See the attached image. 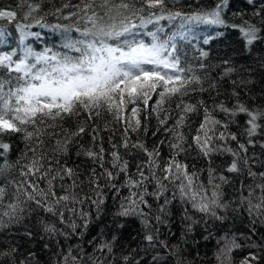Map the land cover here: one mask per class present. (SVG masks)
Segmentation results:
<instances>
[{"label":"snow or ice","instance_id":"obj_1","mask_svg":"<svg viewBox=\"0 0 264 264\" xmlns=\"http://www.w3.org/2000/svg\"><path fill=\"white\" fill-rule=\"evenodd\" d=\"M43 3L44 0H21L17 10L0 7V20L15 22L18 33L16 46L11 47L6 38L10 34L0 27V45L8 46L6 50H0V177L3 178L0 179V232L22 224L26 215L40 210L56 218L48 223L43 219L38 221L43 233L51 238L62 235L67 239L77 228L88 229L91 214L83 207L86 203L93 205L99 213L107 198L105 190L119 195L120 190L126 188L128 195L121 198L115 216L138 218L148 247L167 250L163 255L159 252L152 255V264H168L165 257L169 255L176 258V264H184L180 257L181 245H170L159 239L160 229L153 226L152 221L167 224L168 206L178 201L183 208L182 219L187 221L183 240L201 222L189 214L190 209L201 213L207 224L204 218L224 222L227 216L221 212L226 213L230 207L223 199L222 185L228 183L225 175L217 176L216 170L209 167L205 184L195 165L190 166L181 159L195 148L209 165L213 155L230 154L233 159L226 169L228 173H241V163L247 167V176L253 179L255 187L241 183L240 206L252 217V228L247 237L251 241L252 236L257 235L256 224L264 225V171L252 170L248 147L239 142L229 127L236 122L237 116L245 115L246 143L254 145L253 137L264 133V108L249 107L239 99L232 107L216 103L212 109L202 99L196 104L185 102L184 97L190 93L216 90L217 85L213 80L205 88L208 66L182 63L177 45V39H186L194 28L225 26L223 12L228 7V0H218L210 8L189 12L175 8V0L171 7L169 0H79L75 4L69 0L52 12L37 15L43 12ZM65 9H68L66 15ZM18 11L22 21L33 20L34 24L17 22ZM47 15L74 22L50 25L45 22ZM234 15L243 16L242 13ZM253 15L260 18V26L244 19L239 24L228 25L239 32L248 51L256 43H264L261 27L264 26V3L254 10ZM162 21H167L172 30L166 31ZM35 25L58 33L63 51L51 48L37 51L26 43L30 37H40L39 32L28 30ZM145 36L150 38L149 41H145ZM203 43L208 44L209 40L205 39ZM208 55L206 51L200 52L202 58ZM222 63L229 65L230 61ZM234 71L233 67H225L221 75L228 77ZM232 84L236 85L237 81L233 80ZM232 95L239 97L236 91ZM173 98L177 101L175 117L170 110ZM201 110L203 118L189 143L184 129L189 126L190 114ZM217 110L228 119H217L214 115ZM104 116L110 120L101 127L98 121ZM151 116H155L159 125L152 135L163 131L169 134V138L159 140L149 148L139 139L133 142L130 133L143 131L147 135V120ZM69 120L76 121L75 129L64 126ZM169 120H174L171 126H168ZM110 124L120 125L122 131L120 143H112L111 168H108L105 167V149L100 141L103 139L101 132L112 131ZM84 134L91 136L93 146L81 147L77 155L88 157L102 169H91L87 180L89 193H83L81 184L84 182L80 181L78 170L66 162L61 163L60 159L68 155L69 145L79 143L76 138ZM17 135L24 147L12 161L9 159L14 146L12 140ZM53 140L49 150L47 141ZM228 141H236L237 147H231ZM165 143L170 150L167 158L161 152ZM96 145H99V151L94 150ZM260 146L264 148V143ZM120 148H124L127 154L135 149L145 157L135 165V173L130 172L129 161L123 158ZM13 170L18 172L19 179L9 178ZM121 175L123 182L118 183ZM65 181L70 183L66 185ZM149 185H152V191H149ZM244 188L248 190L246 196L243 195ZM257 190L259 194L255 195ZM149 197L156 202L155 212ZM66 212L70 216L66 217ZM72 217L82 224H77ZM114 223L117 228L124 227L118 220ZM58 225L70 227L72 233L62 231ZM23 235L32 238L35 234L26 230ZM208 238L204 237L205 240ZM95 239L93 237L89 243ZM116 239L114 234L110 241L95 244L92 253H87L83 246H69L66 252L60 250L57 253V264H105L106 258L101 260L95 252L111 254ZM261 240L264 241V236ZM217 244V264H232L233 251L244 246L234 233H225ZM44 246L48 247L47 244ZM247 246L261 249L264 243L252 242ZM16 253L15 245L0 249V260L16 264ZM196 255L199 256V252ZM123 259L128 264L129 257ZM260 259L258 253L249 252L240 264H258ZM18 264H28L27 258Z\"/></svg>","mask_w":264,"mask_h":264},{"label":"trees","instance_id":"obj_2","mask_svg":"<svg viewBox=\"0 0 264 264\" xmlns=\"http://www.w3.org/2000/svg\"><path fill=\"white\" fill-rule=\"evenodd\" d=\"M69 0H44L43 12L37 15H43L44 12H52L57 7H62L63 3H67ZM71 3H78L79 0H70ZM173 0H169L170 7ZM218 0H175V8L182 11L189 12L198 9H207L214 6ZM21 3V0H0V7H11L12 10H17V5ZM264 0H228V7L224 9L223 18L225 20V26H202L203 30L197 36H189L184 40L177 39V45L179 48V54L181 55L182 63L198 66L200 63L206 64L208 67L205 69L209 73V77L206 78L204 87L207 88L208 84L213 80L215 81L217 88L207 92H195L190 93L184 97L185 102L196 104L199 100H204L207 106L212 109L216 103H223L228 107H232L237 102L246 104L252 108H264V67L261 64L264 63V43H256L251 51L245 50L244 43L240 39L239 32L229 27L228 25L239 24L241 20H249L252 23L259 25L260 18L253 15L254 10L261 7ZM68 9L64 10L66 15ZM234 13H242L243 16L234 15ZM17 22L32 23L33 20L22 21L21 14L18 11ZM45 22L48 24H72L73 20H63L56 15H47ZM14 23H8L0 20V27L6 29L9 45L15 47L18 42V33L15 31ZM166 26V31H171L172 26L168 25L167 21L161 22ZM262 32H264V26ZM151 28V26H149ZM32 32H39L40 37H30L26 43L30 44L35 50L42 51L44 48H51L53 51H63L61 44L62 41L58 33L51 31L48 28H41L38 25L28 29ZM145 41H149L150 38L143 37ZM205 39L209 40L208 44H204ZM5 45H0V50H6ZM201 51L208 52L207 58L200 56ZM229 60V65H224L222 62ZM225 67H233L235 71L228 77H222V72ZM199 74L203 75V72ZM236 80L237 84L233 85L232 81ZM246 81L247 83H240ZM233 91L239 93V97L233 96ZM219 93V94H217ZM156 97L153 96V100ZM176 98L170 104V110L173 117L176 116ZM150 105L152 101L149 102ZM167 106V105H166ZM217 119L227 120L228 117L224 113L218 110L214 113ZM203 118L202 110L199 113L190 114L189 126L184 129V132L188 136L189 143H191V137L195 134V130L199 127V124ZM82 119V117H81ZM236 122L231 123L229 131L235 133L240 143H245L248 147V153L251 157L249 160V166L253 171H264V148H261V144L264 143V133H258L253 137L254 145H248L246 143L247 136L244 135L246 116L241 114L237 116ZM110 117L104 116L98 123L103 127L104 123L109 121ZM174 120L168 121V126H171ZM64 126L70 129H75L77 126L75 120H69L64 122ZM109 127L112 131H103L101 136L103 137L102 143L105 149V167L111 168L110 152L112 150V143L119 144L121 141V127L118 124H110ZM148 133L145 135L143 131L139 134L130 133V137L133 142L137 139L143 141L149 148L156 144L159 140H167L169 134L166 132H159L156 136L152 133L159 127L155 116H151L147 120ZM223 130V129H220ZM112 137V140H109ZM79 143L73 142L69 145L68 155L60 157L61 163L66 162L68 166L76 168L79 173L80 181L83 193H89V185L87 183L88 177L91 175V169L96 168L97 171H102L98 165L94 164L88 157L84 155H77V152L83 148H89L93 146V141L90 135L84 134L81 137L76 138ZM13 149L10 153L9 159L15 161L20 154V150L23 149V141L17 137L12 140ZM217 143H222L217 141ZM231 147L236 148V141L227 142ZM54 144L53 141H47V147L49 150ZM95 151H99V145L94 147ZM121 155L125 160L129 161V170L135 173V165L145 159L143 154H139L137 150L132 149L131 154H127L124 148L119 149ZM162 155L167 158L170 150L165 143L161 147ZM51 155V152L49 151ZM31 155V153H29ZM243 155V153H242ZM190 166L195 165L196 170L199 171L200 179L205 184L208 180V168L212 167L216 170V175H225L228 179V183L222 185L223 199L229 203L230 207L228 211L221 212L222 215H226L227 219L224 222L214 221L207 218V224L202 219V214L194 212L190 209L189 214L194 219L201 221L194 228L192 233H189L187 237L184 235L185 225L187 221L183 220V208L178 201H173L168 206L169 214L166 219L167 224H157L152 221L153 226L159 227V239L166 240L170 245H181L180 257L184 261V264H217L215 253L219 245L217 240L225 233L236 234L238 241L244 245L242 248L234 250L232 253V264H240V261L248 255L249 252L258 253L261 257L258 264H264V248L257 249L248 247V243H264L261 237L264 236V225L259 222L256 224L257 235L252 236L251 241L247 240L250 234L252 224L250 223L252 217H250L244 207L240 206L241 197V183L244 185H252L255 187V182L251 177L247 176V167L242 163L240 167L243 169L241 173H228L226 171L228 165L232 162L233 157L228 153H217L211 157V165L205 158H202L195 148L191 149L187 157H181ZM191 170V167H190ZM202 170V171H201ZM15 177L19 179L18 172L13 170L9 178ZM0 179H3L0 177ZM123 175L119 178L118 183L123 182ZM220 183L219 180L216 181ZM70 181H65L67 185ZM152 185H149V191H152ZM12 189L9 186V192ZM59 191V189H57ZM79 191V189H77ZM106 191V201L102 206V210L97 213L95 207L90 204H85L83 207L91 214V222L88 229L85 231L82 227L75 230V234L70 235L67 239L62 235H57L54 238L48 237L43 233L41 226L38 224L40 219H43L45 223L55 221L56 218L50 214L43 213L40 210L32 212L30 215H26L23 223L20 225H14L9 229L0 232V249H7L10 246L15 245L17 247V253L15 254L16 264L20 260L27 258L28 264H57L58 255L60 250L67 251L69 246L77 248L83 246L87 253H92L95 244H99L102 240H111L115 234L117 236L113 245V252L108 254L105 252H95V255L101 260H105V264H126L123 257L128 256V264H136L137 261L140 264H152L151 256L159 252L163 255L167 250L163 248L152 249L148 247L147 242L143 240L144 229L140 220L136 217H116L115 213L119 209L120 200L122 197L128 195V190L122 188L120 194L116 195L110 190ZM247 188L243 189V195H247ZM259 194V190L255 195ZM153 203V212H155L156 202L151 197L148 198ZM66 217L70 216L69 213H65ZM72 219H76L72 217ZM119 221L124 225L123 228H117L114 221ZM77 224H82V221L76 219ZM58 227L67 233H72V229L66 225H58ZM26 230L32 231L35 235L29 238L23 233ZM83 232V236L79 233ZM209 237L207 240L204 237ZM43 237V238H41ZM93 243L89 241L93 240ZM58 242V243H57ZM47 244L48 247L44 245ZM199 252V256L196 253ZM32 253L34 256H29ZM75 254V252L73 253ZM168 264H176V258L172 256H166ZM0 264H6L5 260H0ZM8 264H11L9 261Z\"/></svg>","mask_w":264,"mask_h":264},{"label":"rangeland","instance_id":"obj_3","mask_svg":"<svg viewBox=\"0 0 264 264\" xmlns=\"http://www.w3.org/2000/svg\"><path fill=\"white\" fill-rule=\"evenodd\" d=\"M203 30L202 26L194 28L190 33L189 36H197Z\"/></svg>","mask_w":264,"mask_h":264}]
</instances>
